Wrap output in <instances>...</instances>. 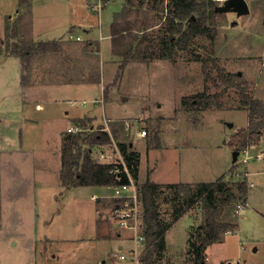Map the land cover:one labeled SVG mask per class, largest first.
<instances>
[{"label": "rangeland", "instance_id": "obj_1", "mask_svg": "<svg viewBox=\"0 0 264 264\" xmlns=\"http://www.w3.org/2000/svg\"><path fill=\"white\" fill-rule=\"evenodd\" d=\"M18 1L0 0V14L12 8L15 10L17 7L14 5ZM44 1L48 0H29V3ZM59 1L67 3H60L52 15L49 10L35 6V14L37 18L40 17L39 21L41 19L40 26H52L58 38L65 37L59 41L57 50L61 58L72 51L70 45L73 42L67 37L69 32L94 39L100 50L91 55L90 75H99L100 84L72 95L74 97L68 96L64 104L61 101L62 109L67 111L66 114L62 113L63 118L55 124L56 128L66 130L67 127H76L87 134L98 128L108 131L110 143L91 146V156L96 161H99V153L103 151L105 157L102 161L127 165L118 143H128L125 153H134L130 156L132 160L136 158L134 165L137 177L134 179L127 169L128 176L138 185L147 177L150 178L152 170V179L156 182H211L223 177L225 182L232 184L246 179L248 193L244 211H236L245 202L237 201L234 206L235 217L230 218L237 228L224 233L219 241L206 248V262L264 264V134L258 143L239 150L233 162V149L228 142L237 129L248 124V112L238 105L236 90L230 88L215 97L205 109L182 103L184 96L191 97L203 90L208 93L220 91L221 88L214 84L217 74L211 58L226 72L241 71L251 95L264 99V0H247L249 12L241 15L234 11H219L215 16L216 37L213 40L204 33L197 34L185 49L175 50L170 58L133 60L123 70L118 68L122 55L113 52L111 23L115 21L120 25L119 28L130 27L125 40L116 47L118 51L130 49L136 54L146 49L158 56L165 52L162 41L168 34L166 15L170 1L102 0L100 8L103 7L99 10L94 8L99 0H89L94 2L89 3L92 8L86 0ZM222 3L218 2V5ZM50 10L53 12L52 8ZM17 13H21L20 8ZM14 15L12 20H6L5 17V31L0 33V42L4 41L3 50L9 53L14 48L18 49L20 43L17 40L19 38L12 37L13 33L16 34L18 20L20 23V16ZM48 16H52L53 23L49 24ZM37 56L24 60L25 67L50 63V59L44 60L43 56ZM18 74L16 64H8L4 70L0 69V111L4 108L7 112L10 107L7 105L11 99L10 91ZM74 99L84 100L86 104L69 106V100ZM0 118V133L8 136L19 120L14 116ZM21 130L24 133L26 128ZM142 130L146 131L145 135L140 134ZM43 137L52 148L56 136ZM31 139L34 143H43L36 135ZM82 145L86 147L87 144ZM259 154L261 157H258ZM113 188V185L107 186L105 191L111 193ZM75 191L59 186L52 190L51 198L48 195L42 200L38 197L37 235L52 237L56 234L73 238L75 243H79V238L99 232L98 228L94 230V219L90 217L92 210L88 208L92 205V190H82V198ZM103 201L104 217H100V225H103V232L108 236L114 235L120 231L117 229L119 226L109 211V199ZM157 202L162 221L172 223L165 233L166 247L157 254L153 264H195L191 242L203 220L200 203L195 202L187 212L174 220L184 206L183 194H176L173 188L165 187L158 191ZM126 231L135 232L133 229ZM24 232L28 231L18 233L7 227L4 232L0 231V264H26L30 260V264H59L56 259L51 260L53 257L49 255L48 242L39 241L38 250L33 254L22 247L18 238ZM114 237H108L106 239L110 240H103L98 245L117 254V238ZM13 241L16 244H12ZM62 244V247L71 249L69 244ZM113 258L116 260L113 264H121L117 255ZM92 259L90 257L87 264Z\"/></svg>", "mask_w": 264, "mask_h": 264}, {"label": "crops", "instance_id": "obj_2", "mask_svg": "<svg viewBox=\"0 0 264 264\" xmlns=\"http://www.w3.org/2000/svg\"><path fill=\"white\" fill-rule=\"evenodd\" d=\"M86 1L88 5L94 3L89 0ZM101 2L102 0H99V3ZM60 3L67 2L48 0L42 3H29V0H19L14 5V7H17L15 10L12 8L11 12L0 14V33L5 31V17H7L6 20H12L15 16L14 13L17 14L16 16H20V23L18 20V26L16 25V37L20 41L18 44L19 52L14 54L5 52L3 50L4 41L0 42V69L3 68L4 70L8 64H16L19 71L17 81L12 85V91H10L11 99L7 104L10 107L7 112L4 108L0 111L1 117L8 119L14 116L15 119L19 120L11 128V134L3 136L5 134L0 133V231L4 232L6 227L18 233L23 230L28 231L21 233L22 235L19 236L18 240L20 239L22 247L31 254L36 252V249L38 250L39 241L48 242L49 248L53 247L48 248L49 255L53 257L51 260L56 259L59 264H87L90 257L96 258V260L92 259L90 264H113L116 261L113 256L117 255L118 258L119 254L134 248L140 249L141 252L143 244L136 243L133 231L134 234L117 225V229L120 231H116L114 235L108 236L106 232H103V225H100V217H104L102 215V209L105 208L103 200L105 198L109 199L111 215L116 204L115 201H112L115 199L112 196L113 191L111 193L105 191L107 186L110 185L66 186L68 190L75 189V192L79 194V198L84 197L82 190H92L90 195L92 205H88V208L92 210L90 217L94 219V230L98 228L99 232L92 233L89 237L79 238V243H75L76 240L73 238H64L56 234L52 237L37 235L38 212L36 207L38 197H41V200L45 195L51 198L53 189L65 186L60 180L61 148L64 137L70 132L68 131L69 127L66 130L56 128L55 124L63 118L62 113L66 114L67 111L62 109L63 106L61 107L60 102L62 101L64 104L67 102L68 96L77 95L88 89H93L92 87L96 84H100L99 75L98 77L90 75L91 55L100 50V46L97 47L94 39L84 37L81 33L74 34L80 36L81 39H69L73 42L70 45L72 51H68L66 56L61 58L59 57L61 54H57V50L59 49V41L64 36L58 38L56 29L52 26H40L42 23L40 22L41 19L39 21L40 17L37 18V14H35L37 10L35 6L49 10L50 15H52L56 11H54V8H58ZM19 8L21 9L20 14L17 13ZM50 8L53 9V12ZM48 18L49 24L53 23L52 16H48ZM102 37L101 35L100 38ZM42 41L48 43H42ZM34 55H38L37 57L43 56L44 60L45 58L46 60L50 59V63L47 65L45 63L37 64L34 67L27 65L25 67L24 60H29ZM36 70H38V74ZM69 101V106H84L86 104L84 100L74 99ZM23 127L26 128L24 133L21 130ZM34 135L38 136L43 143H34L31 139ZM45 135L46 137L56 136L52 148L46 144L43 137ZM38 152H40L39 155ZM100 153H103V151ZM100 153L98 162L108 163L109 161H102L105 154L103 153L101 157ZM126 173L129 174L128 171ZM153 173L154 170L149 176L152 181H154L152 179ZM154 182L168 184L167 182ZM180 182L193 183L189 180ZM111 215L109 214L110 219ZM111 236H115L114 239L117 238L119 254H114L111 249L104 250L102 245H98L103 240H110L106 238ZM124 237L127 239H124ZM62 243L69 244L71 249L65 246L62 247ZM12 244H16V241H13ZM57 246L59 247L57 248ZM95 246H97V249ZM51 251L52 253H50ZM30 262L31 260L26 264H30ZM120 262L121 264H127L124 261Z\"/></svg>", "mask_w": 264, "mask_h": 264}, {"label": "trees", "instance_id": "obj_3", "mask_svg": "<svg viewBox=\"0 0 264 264\" xmlns=\"http://www.w3.org/2000/svg\"><path fill=\"white\" fill-rule=\"evenodd\" d=\"M166 19L168 22V34L162 41L164 53L156 56L146 49L138 51L136 54L127 49L118 51L116 49L126 38L129 26H122L113 21L110 25L111 42L114 47L113 52L122 55L118 65L119 70H123L125 65L133 60L146 61L152 58H170L175 50L185 49L192 38L197 34L204 33L211 40L216 37L215 16L219 13L216 10L218 2L215 0H169ZM16 34L13 33L12 37ZM42 43H48L42 41ZM19 49L14 48L11 54L18 53ZM216 69L215 87L221 88L215 93H208L205 90L198 92L191 97L184 96L182 103L190 106H197L205 109L210 106V102L225 93L230 88L237 92L238 105L248 112V124L246 127L237 129L230 137L229 146L233 150H241L247 145L258 143L264 134V99L255 98L248 91V83L241 74L226 72L218 65L214 58L210 59ZM206 63V61H204ZM206 65H204V70ZM119 73L117 72V75ZM111 142L110 133L102 128L85 133L83 129L68 133L63 140L61 148V169L60 180L65 186L83 185H117L129 182V176L123 170V164L118 163L122 171L117 174L110 172L116 163H102L96 161L91 156V146L107 144ZM82 144H87L83 147ZM120 152L124 153L127 163L126 168L136 179L134 160L130 151L126 154L128 143H118ZM132 160V161H131ZM234 168V167H232ZM231 168V169H232ZM137 184V183H136ZM194 185V186H193ZM140 193L142 215L141 233L143 236L142 256L144 264H153L157 254L165 249L164 233L170 223H164L160 218L158 210L157 195L161 189L173 188L176 194H183L185 197L184 206L180 210L177 219L181 214L187 212L195 202L200 203L203 220L194 232V239L191 242V249L194 255L195 264H206V248L221 239V236L228 231L237 228V224L230 218L234 216V206L237 201H245L248 193V183L246 179H241L235 183L228 184L222 178L211 182L190 183H168L157 184L148 177L138 185ZM195 187V189H194ZM116 203L118 199H113ZM227 219V220H226Z\"/></svg>", "mask_w": 264, "mask_h": 264}, {"label": "built area", "instance_id": "obj_4", "mask_svg": "<svg viewBox=\"0 0 264 264\" xmlns=\"http://www.w3.org/2000/svg\"><path fill=\"white\" fill-rule=\"evenodd\" d=\"M217 2H224L225 0H215ZM95 9H100V3H96L94 6ZM68 39L80 40L81 37L74 35L72 32H69L67 35ZM85 104V102H83ZM78 130L76 127H69V132H75ZM141 135H145L146 131L142 130ZM100 156H103V153H100ZM258 157H261L259 154ZM123 170L126 172L127 168L123 165ZM122 169L118 165H115L110 169V172L117 174L118 177ZM113 198L118 199L119 201L114 205L112 209V217L116 221L117 225L123 229H133L135 232L136 243L143 244L144 238L142 236L140 227H141V215L142 207L140 200V193L136 183L132 181L129 177V182L121 183L114 185L113 188ZM244 205V206H243ZM240 205L236 211L243 212L245 204ZM142 253L137 248L130 249L127 252L119 254L118 258L121 261L130 263V264H144L141 259ZM99 264H108V263H99Z\"/></svg>", "mask_w": 264, "mask_h": 264}, {"label": "water", "instance_id": "obj_5", "mask_svg": "<svg viewBox=\"0 0 264 264\" xmlns=\"http://www.w3.org/2000/svg\"><path fill=\"white\" fill-rule=\"evenodd\" d=\"M216 10L224 12V11H234L238 15L248 13L249 5L247 0H225L222 5H218ZM240 74V71L238 72ZM231 126V124H230ZM238 151L233 150L232 152V160L235 161L237 158Z\"/></svg>", "mask_w": 264, "mask_h": 264}]
</instances>
